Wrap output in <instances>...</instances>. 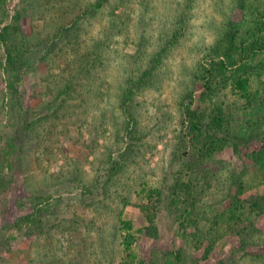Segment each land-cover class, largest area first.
<instances>
[{"label":"rangeland","instance_id":"374dc122","mask_svg":"<svg viewBox=\"0 0 264 264\" xmlns=\"http://www.w3.org/2000/svg\"><path fill=\"white\" fill-rule=\"evenodd\" d=\"M262 7L0 0L1 23L18 25L33 64L18 85L29 116L8 99L0 65V159L8 133L16 125L22 132L12 168L0 160V264H264V174L251 155L264 143V52L240 73L252 102L235 91L237 64L225 56L228 43L239 58L253 40ZM157 53L161 63L129 103L133 116H123L126 79ZM219 62L225 75L214 71L207 90V70ZM187 105L206 123L216 106L228 115L223 148L203 161L191 162ZM32 119L25 131L21 120ZM188 178L192 199L175 189ZM144 186L161 192L156 237L137 231L146 226L135 205ZM234 206L241 213L232 216ZM122 221L132 226L133 258Z\"/></svg>","mask_w":264,"mask_h":264},{"label":"trees","instance_id":"16d2710c","mask_svg":"<svg viewBox=\"0 0 264 264\" xmlns=\"http://www.w3.org/2000/svg\"><path fill=\"white\" fill-rule=\"evenodd\" d=\"M261 1V0H257ZM99 4V3H98ZM97 4V5H98ZM245 5V0H240V6L243 9ZM264 32V7L259 8L257 15L253 20V40L248 42V45L239 48V58H234L235 56L232 54L231 50L235 47L233 42L228 43L227 51L225 52V56L227 58V63L229 65L237 64L235 70H233L232 85L239 93L242 98L247 99V101L252 102L254 97H256L255 92L250 89L249 77L242 76L240 73L245 74L247 68L250 65V60H252L253 56L257 53L264 52V38L257 37L255 32ZM20 34V30L18 25L13 24L12 22H7L2 24L0 20V50H1V75L4 82V88H6L7 93L9 94V100L15 102L19 110L24 114V116H29L30 112L28 108L23 104L22 99L19 96V88L18 85L24 79V74L26 73V69L29 65H33L30 63L29 59L26 56L25 44ZM231 41V40H230ZM242 54H245L246 57H242ZM162 61V56L160 53L155 54V58L151 61V64L147 67V69L143 70L138 76H129L126 79V86L123 90V102L121 111L123 116H133L129 109V103L132 100L135 90L140 89L151 77L154 70L159 66ZM226 67L223 65V62H219L218 68H211V70H207L208 77L207 79V90L211 89L210 87H215V81L212 82V78L214 76V71H218V74L225 75ZM217 74V72H215ZM65 85L66 90H70L71 85ZM212 115H210V122L206 123L203 121V114L201 112L196 111L195 109H191L188 105L185 108V116H187L188 121V130L190 131L191 140L194 141L195 151L192 154L193 161H203L211 156H213L216 152L221 150L226 142L225 134L223 136H219L218 134L224 133V123L225 120L223 110L216 106L213 109ZM9 113L12 114L11 111ZM22 117V116H21ZM26 123L28 125L33 124L32 120H21L22 128L25 131H29V126H25ZM20 127L18 125L13 127L12 134L9 135L4 142V146L1 148V163L5 164L7 167L12 168V163L15 160V157L18 153L20 143L22 138H20L19 134ZM19 132V133H18ZM253 162L259 166V169L264 174V143L263 146L257 150L251 152ZM190 162V164H191ZM176 191L181 190L182 195L188 194V191L191 188V179L188 178L187 181L183 179L176 180ZM184 188V189H183ZM141 200L135 205L139 209L142 214V218L146 222V226L138 229V232L145 233L148 236L156 237L157 236V228L154 225V220L157 216L158 204L161 197V192L157 188L153 187H142L140 190ZM184 196V198H186ZM192 199V198H191ZM251 208L260 210L262 209L261 203H251ZM237 208L234 206L230 209V215L234 216L237 212ZM190 213V212H189ZM122 225L126 230L123 237V245L125 250L128 252L127 256H131V247L135 241V237L131 232V224L129 221H122ZM133 258V256H131ZM178 257V256H177ZM135 259V258H134ZM179 259V258H178ZM180 260V259H179ZM134 261V260H132ZM137 264H146L143 260L137 262ZM184 264V263H180Z\"/></svg>","mask_w":264,"mask_h":264}]
</instances>
